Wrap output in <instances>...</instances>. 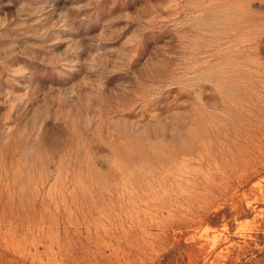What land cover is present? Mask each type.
<instances>
[{"label":"rangeland","instance_id":"rangeland-1","mask_svg":"<svg viewBox=\"0 0 264 264\" xmlns=\"http://www.w3.org/2000/svg\"><path fill=\"white\" fill-rule=\"evenodd\" d=\"M0 264H264V0H0Z\"/></svg>","mask_w":264,"mask_h":264}]
</instances>
